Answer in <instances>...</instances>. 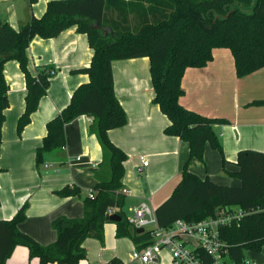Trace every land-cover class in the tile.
<instances>
[{"label":"trees","instance_id":"trees-1","mask_svg":"<svg viewBox=\"0 0 264 264\" xmlns=\"http://www.w3.org/2000/svg\"><path fill=\"white\" fill-rule=\"evenodd\" d=\"M36 1L28 0L29 5ZM127 1H50L40 18L32 17L18 30L0 18V147L5 111L9 107L4 64L16 61L25 77L24 112L16 126L20 136L54 75L50 74L53 67L41 66L35 74L29 71L27 48L31 40L54 38L64 30L76 27L77 32L87 35L93 56L87 68L73 73H85L89 81L78 86L68 105L46 124V134L36 149L35 160L41 165L46 154L63 148L65 126L86 115L93 118L111 171L108 181L92 188L95 198L85 197L82 218L61 217L53 222L57 235L49 246L39 245L18 230L19 223L25 219L26 204L11 220L0 221V264H6L16 246L26 247L29 258H38L39 264H79L86 258L82 244L87 238L103 242L104 224L110 222L109 208H117V214L122 217L115 223L117 238H130L138 249L152 243L150 232L138 233V229L127 222L122 210L125 196L119 190L122 189L123 163L127 156L108 137V131L127 124V115L114 93L112 63L144 57L150 61L153 102L169 120L164 134L189 145V158L182 169L180 182L171 196L155 209L159 227L168 228L176 220L198 222L212 216L218 208L238 207L245 216L239 223L220 230L229 259L235 264L241 263L247 252L259 253L264 246V153L254 150L237 153L235 165L238 170L228 174L240 180L239 187L200 179L189 171L188 166L192 160L203 161L206 145L217 150L223 165L226 164L214 126L225 124L227 120L203 117L184 108L179 101L184 94L181 80L185 70L205 67L212 60L214 49L230 50L238 78L264 69V0ZM109 8L119 9L121 19L106 20L105 10ZM128 12L136 14L134 26L128 21ZM254 104H264V101ZM58 194L61 197L80 196V190L64 187ZM201 256L206 259L203 253ZM120 263L113 259L108 264Z\"/></svg>","mask_w":264,"mask_h":264},{"label":"crops","instance_id":"crops-1","mask_svg":"<svg viewBox=\"0 0 264 264\" xmlns=\"http://www.w3.org/2000/svg\"><path fill=\"white\" fill-rule=\"evenodd\" d=\"M50 1L54 0H37L29 5L28 0H0V18L18 30L32 17L40 18ZM128 13V21L134 26L136 14ZM105 18L118 21L121 13L119 9L109 8L105 10ZM92 56L87 35L77 32L76 27L54 38L31 40L27 48L29 71L35 74L37 68L46 66L53 67L55 73L20 136L16 126L24 112L25 77L16 61L3 66L9 107L5 111L0 147V221L11 220L26 204L25 219L19 223L18 230L41 246L55 242L56 219L82 218L87 191L111 176L93 118L86 115L65 126L63 148L46 154L43 165H37L35 160L36 149L46 134V124L68 105L74 90L89 81L87 74L73 72L87 68ZM112 73L115 96L127 115L125 126L108 131L112 143L127 156L122 188L130 194L125 196L122 210L131 213L146 199L156 209L180 182L189 158V145L164 134L169 120L153 102L148 58L116 60L112 63ZM181 87L184 94L179 101L184 108L203 117L227 120L214 126L226 164L223 165L217 150L206 145L203 161L192 160L189 171L202 180L208 178L221 186L239 187L240 180L228 174L238 170L237 153L242 150L264 153V104H254L264 101V69L238 78L230 50L217 48L205 67L185 70ZM76 157H81L80 161L69 166ZM142 158L148 165L139 175L137 169ZM64 187L78 188L80 196L61 197L58 191ZM82 246L86 258L79 264H108L113 259L123 264H139L129 258L136 245L130 238H117L113 222L104 224L103 242L87 238ZM169 256L161 252L157 264H171ZM246 259L264 264V246L259 253L247 252ZM6 264H39V259H30L26 247L16 246Z\"/></svg>","mask_w":264,"mask_h":264},{"label":"built area","instance_id":"built-area-1","mask_svg":"<svg viewBox=\"0 0 264 264\" xmlns=\"http://www.w3.org/2000/svg\"><path fill=\"white\" fill-rule=\"evenodd\" d=\"M54 74V70L50 71ZM81 157L71 160L68 165L72 166L74 161H80ZM148 165L142 158L141 165L137 169L139 175L143 174ZM46 168L47 165H44ZM119 193L126 196L130 194L127 189H120ZM90 199L95 198L92 189L87 191ZM117 208H109L107 215L117 214ZM132 215L126 217L127 222L134 229H142L150 232L152 243L138 249L135 248L129 255L131 262L139 264H157L162 250H167L171 257V264H235L227 255V244L221 239L220 230L223 227L239 223L245 216V212L238 207L218 208L212 216L198 222L188 223L176 220L170 227H159L155 209L150 205L149 199L141 202L131 210ZM201 253L206 256L204 259ZM123 264V263H120ZM238 264H258L249 259H244Z\"/></svg>","mask_w":264,"mask_h":264},{"label":"water","instance_id":"water-1","mask_svg":"<svg viewBox=\"0 0 264 264\" xmlns=\"http://www.w3.org/2000/svg\"><path fill=\"white\" fill-rule=\"evenodd\" d=\"M96 28H100L98 25H96ZM101 29V28H100ZM103 30H105V28H103ZM122 220V217L120 216V215H118V214H113V215H111V216H109V221L110 222H113V223H118V222H120ZM143 232V230L142 229H139L138 230V233H142Z\"/></svg>","mask_w":264,"mask_h":264},{"label":"rangeland","instance_id":"rangeland-1","mask_svg":"<svg viewBox=\"0 0 264 264\" xmlns=\"http://www.w3.org/2000/svg\"><path fill=\"white\" fill-rule=\"evenodd\" d=\"M44 164V162L41 164V165H43ZM129 215H132V213H126V216H129ZM162 252L164 253V254H167L168 256H169V252L167 251V250H162ZM170 257V256H169Z\"/></svg>","mask_w":264,"mask_h":264}]
</instances>
